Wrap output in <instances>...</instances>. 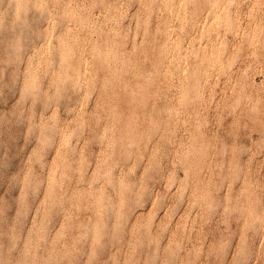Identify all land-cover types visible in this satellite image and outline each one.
I'll use <instances>...</instances> for the list:
<instances>
[{"label":"rangeland","instance_id":"obj_1","mask_svg":"<svg viewBox=\"0 0 264 264\" xmlns=\"http://www.w3.org/2000/svg\"><path fill=\"white\" fill-rule=\"evenodd\" d=\"M0 264H264V0H0Z\"/></svg>","mask_w":264,"mask_h":264}]
</instances>
